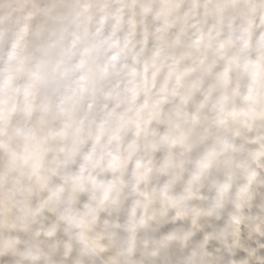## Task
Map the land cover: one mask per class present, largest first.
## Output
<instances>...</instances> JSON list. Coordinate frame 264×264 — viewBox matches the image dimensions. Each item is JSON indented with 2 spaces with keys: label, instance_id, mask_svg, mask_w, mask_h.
<instances>
[{
  "label": "clouds",
  "instance_id": "obj_1",
  "mask_svg": "<svg viewBox=\"0 0 264 264\" xmlns=\"http://www.w3.org/2000/svg\"><path fill=\"white\" fill-rule=\"evenodd\" d=\"M0 264H264V0H0Z\"/></svg>",
  "mask_w": 264,
  "mask_h": 264
}]
</instances>
